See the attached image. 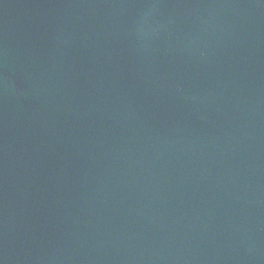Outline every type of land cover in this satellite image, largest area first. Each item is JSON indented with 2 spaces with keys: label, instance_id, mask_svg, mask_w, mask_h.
I'll return each instance as SVG.
<instances>
[{
  "label": "water",
  "instance_id": "1",
  "mask_svg": "<svg viewBox=\"0 0 264 264\" xmlns=\"http://www.w3.org/2000/svg\"><path fill=\"white\" fill-rule=\"evenodd\" d=\"M0 264H264V0H0Z\"/></svg>",
  "mask_w": 264,
  "mask_h": 264
}]
</instances>
